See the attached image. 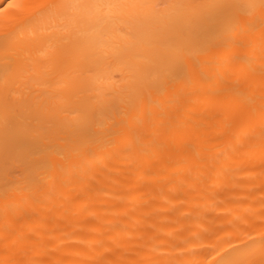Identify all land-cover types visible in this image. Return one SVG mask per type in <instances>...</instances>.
<instances>
[{
  "label": "bare ground",
  "instance_id": "6f19581e",
  "mask_svg": "<svg viewBox=\"0 0 264 264\" xmlns=\"http://www.w3.org/2000/svg\"><path fill=\"white\" fill-rule=\"evenodd\" d=\"M0 264H264V0H0Z\"/></svg>",
  "mask_w": 264,
  "mask_h": 264
}]
</instances>
